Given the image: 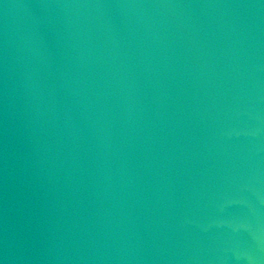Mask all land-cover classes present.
I'll return each instance as SVG.
<instances>
[{
	"label": "water",
	"instance_id": "obj_1",
	"mask_svg": "<svg viewBox=\"0 0 264 264\" xmlns=\"http://www.w3.org/2000/svg\"><path fill=\"white\" fill-rule=\"evenodd\" d=\"M0 264H264V0H0Z\"/></svg>",
	"mask_w": 264,
	"mask_h": 264
}]
</instances>
